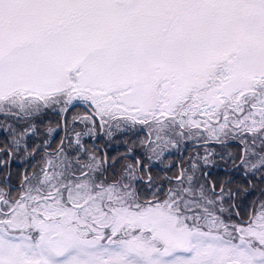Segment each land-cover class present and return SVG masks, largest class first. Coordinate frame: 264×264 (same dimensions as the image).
<instances>
[{"label": "snow or ice", "instance_id": "snow-or-ice-1", "mask_svg": "<svg viewBox=\"0 0 264 264\" xmlns=\"http://www.w3.org/2000/svg\"><path fill=\"white\" fill-rule=\"evenodd\" d=\"M80 104L93 114L72 120L102 129L155 122L157 157L184 129L247 136L250 179L213 181L205 156L149 199L140 160L110 178L88 127L75 138L87 159L60 148L19 191L0 181V264H264V0H0V115Z\"/></svg>", "mask_w": 264, "mask_h": 264}, {"label": "trees", "instance_id": "trees-1", "mask_svg": "<svg viewBox=\"0 0 264 264\" xmlns=\"http://www.w3.org/2000/svg\"><path fill=\"white\" fill-rule=\"evenodd\" d=\"M87 115L89 114H87V112H85L84 109L78 105L75 109H72L67 113L65 127L62 124L63 114L59 112L58 108H44L42 112L36 116H24L21 114L19 116L5 117L0 115V161L8 160L9 162L10 159H8L9 156L5 150H12L10 165L7 164L3 169H0V180L4 181L6 174H10V178L7 181L17 184L18 188L16 191H19L21 184L23 183L24 175H31L33 170H39V168L43 165L44 159L48 158V154H51L60 148H58L57 145L63 136L61 148H63L66 153L70 156L79 155L81 159H87L83 153H76V144L73 134L75 132L84 133L87 131L88 127H91L93 132L91 136L85 135L81 137L82 144L91 149L98 157L103 156V153H105L109 160L112 161L113 158H115L117 166L115 169H111L109 171V177H112L115 170H121L119 164L123 161V158L126 155L129 156L128 162L134 163V161L131 160V156L138 157L142 164L151 162V160L148 159L149 136L148 133L143 130L146 129L149 131L150 136L152 137L153 135L150 129L154 126H158L155 122H152L149 125H141L139 123L133 124L130 120L119 117L121 121L123 120L122 124H124V126H122V128L120 127L119 130H116V123L119 122H117V119L110 120L108 124L104 126L101 138L97 140L98 144H102L103 149H100V146H98L96 142L95 144H97V146L95 148L93 144L94 142L92 141V138L99 134V124L97 123L96 125H92L90 121L86 124L84 121L79 119L76 121L72 120L73 116L86 117ZM9 125L11 128L7 127ZM29 125H35V131H33ZM49 127L54 129L50 135L47 133V129ZM26 128L29 129V131L25 134L23 139H21L19 134ZM110 130L113 133L112 136L107 135ZM183 131L186 133L195 132L191 129H184ZM200 131L202 134L206 133L203 129H200ZM14 137L15 139L21 141L19 150H16L17 145L14 143ZM244 137L248 139L247 136ZM237 139L241 140V137ZM45 141H47V143H45ZM194 143L195 142L193 141L187 140L186 143L181 144L177 152H171L169 155H164V157L161 158V163L157 164L164 168L165 174L168 173L171 178H175L178 176V160L182 151L183 158L181 160V170L187 169L185 167L190 165L193 160L197 159V154H195L194 151H187L188 148L195 146ZM69 145L71 146L69 147ZM203 146L211 147V150H213V154H208L211 164L209 163L210 165L203 167V171L209 172L210 178L213 181L219 183L221 181L231 179L236 182H242L246 179H250V177H245L244 174L240 173V171H243V168L239 166V158L241 156L242 149L237 143H206L203 144ZM47 147L50 148L49 151L48 149H45ZM129 148L133 149L131 154L128 153ZM193 149L194 148H192V150ZM233 161H235V163H233ZM200 164L203 165L201 161ZM25 169L27 170L26 173L24 172ZM159 173L160 172H158V170H155V173L152 174V177L155 180V185L151 188L147 187L146 181L148 179L149 171L146 173V178L144 177L143 181L140 182L141 190L145 193L147 198L151 197V190L161 184L159 182V178L162 177V174ZM162 179L167 180L168 178L166 179L162 177ZM172 180L170 181V179H168V184H170ZM161 189L163 188L161 187ZM163 190L165 191V189ZM160 196L162 198V193ZM258 196L259 194L257 192L256 195L247 197L244 201H242L245 211L247 210L249 203L256 200Z\"/></svg>", "mask_w": 264, "mask_h": 264}, {"label": "rangeland", "instance_id": "rangeland-1", "mask_svg": "<svg viewBox=\"0 0 264 264\" xmlns=\"http://www.w3.org/2000/svg\"><path fill=\"white\" fill-rule=\"evenodd\" d=\"M119 120V121H118ZM123 121V120H122ZM122 121L118 118L117 119V122H119V123H116V125L117 124H119L120 125V127L122 128V126H124V124H122ZM165 123H167L166 121H165ZM77 127V126H76ZM158 127L159 126H154L153 128H151L150 129V131L152 132V137H150L149 138V141H151L152 142V146H155L156 144H159L160 143V141H157L156 140V135H157V129H158ZM201 129H203L204 130V128L203 127H201ZM187 130V129H186ZM192 131H195V132H185L186 133V135H185V137H179L178 135H175V136H172V137H168V136H165V140H168V139H173L174 140V142L176 143V146L175 147H173L172 146V144H168L167 145V147H165L164 148V151H163V153H162V156L160 155L159 157H157V155L155 154V153H153V152H151L150 151V145H149V141H148V153H149V156H151L152 158H151V162H153V163H161V161H162V157H164V155H169L171 152H177V150H178V148L181 146V144H183V143H186L187 142V140H189V141H193V142H195V143H198V142H201V143H198V144H196L194 147H190V148H188V150L187 151H194V153L195 154H197V158H203V157H205V156H207V157H209V153L210 154H213V150H211V147H208V146H203V144H206V143H204V142H206V141H209V140H212V139H215V141H220V140H234V139H237V138H239V137H241V140H239V142L244 146V148L246 147V145L244 144V143H242V140H246L247 138H245L243 135L241 136V134H239V133H234L232 130H226L227 132H228V134L227 135H225V134H223V133H220L219 134V139H216V138H213V137H211L207 132L206 133H201V131H200V129L199 130H197V129H191ZM100 131H101V129H100ZM99 131V136H100V134H101V132ZM76 133L77 132H75L73 135H74V141H75V138H76ZM191 133H195V135L194 136H192L191 135ZM161 135H163V133H161ZM64 137V136H63ZM63 137L61 138V140L59 141V144L57 145V147L59 148H61L62 146H61V141H63ZM94 138H97V137H94ZM249 139V138H248ZM96 140V139H95ZM238 140V139H237ZM214 143V142H213ZM234 143H236V142H234ZM238 145H239V143H237ZM96 145L97 144H95L94 143V147L96 148ZM197 146H202V147H197ZM240 147H241V145H239ZM59 148V149H60ZM192 148H194L193 150H192ZM46 150H47V148H45ZM50 149H48V151H49ZM157 151H159V149H157ZM169 151V152H168ZM182 151V150H181ZM204 152V153H203ZM123 154H125V153H123ZM105 155V153H103V156ZM241 155H242V152H241ZM107 156V155H106ZM192 156V155H191ZM190 157V156H189ZM138 158V157H137ZM107 159H108V156H107ZM139 159V158H138ZM209 159V158H208ZM109 160V159H108ZM140 160V159H139ZM110 161V160H109ZM200 161L203 163V160L202 159H200ZM209 161H210V159H209ZM240 162V161H239ZM140 163H141V161H140ZM211 164V163H210ZM210 164H208V165H210ZM143 164L141 163V166H142ZM203 166V165H202ZM179 167V166H178ZM185 168H187V169H184V170H189L190 171V168H189V165L187 166V167H185ZM180 173L178 172V175H179ZM244 174V173H243ZM146 175L147 174H143V176L146 178ZM147 181V180H146ZM167 181V180H166ZM174 180H172V182H170V186H173L174 185V183H175V181L173 182ZM160 188L162 187L163 188V185H161V184H159L158 185ZM153 190H155V187H154V189H152L151 191H153ZM150 196H151V194H150ZM151 198V197H150Z\"/></svg>", "mask_w": 264, "mask_h": 264}, {"label": "flooded vegetation", "instance_id": "flooded-vegetation-1", "mask_svg": "<svg viewBox=\"0 0 264 264\" xmlns=\"http://www.w3.org/2000/svg\"><path fill=\"white\" fill-rule=\"evenodd\" d=\"M79 106H81L83 109H84V111L85 112H87V114H89V115H87V116H90V115H92L93 114V111H94V108H93V106H91V105H87V107L86 106H84V105H79ZM66 117H67V113L65 114H63V116H62V124L64 125V127H65V119H66ZM96 120H97V123L99 124V118L98 117H94ZM99 128L101 129V127L99 126ZM103 131H104V128H103ZM103 131L101 132V135L103 134ZM143 131H145V132H147L148 133V136H149V138L151 137L150 136V133H149V131H147L146 129H144ZM101 135L99 136V134L98 135H96L95 137H97V138H92V141L95 143H97V140H99L100 138H101ZM96 139V140H95ZM93 143V144H94ZM221 143V142H220ZM220 143H216V144H220ZM98 144V143H97ZM97 146V145H96ZM98 146H100L99 148L100 149H103L102 148V144H98ZM47 149H50L49 147H47ZM6 152H7V150H5ZM11 157H12V154H11V156L8 158V159H10L9 160V162H8V165H10V163H11ZM111 161V160H110ZM109 161V162H110ZM142 169H143V173L142 174H146V173H148V171H149V173L152 175V174H154L155 173V170H158V172H160L159 174H162V177H164V178H171V176H169V174L168 173H166L165 174V172H164V168L163 167H161L160 165H158L157 163L155 164V163H153V162H147V163H145V164H143L142 166H140ZM237 170H239V169H237ZM24 172L26 173L27 172V170L25 169L24 170ZM119 172H120V170H115L114 171V173L112 174V176L113 175H118L119 174ZM10 173V172H9ZM209 173V172H208ZM240 173L242 174V172L240 171ZM162 177L161 178H159V182L161 183V185H163V189H165V191L167 190V188L168 187H170V184H168V179H167V181L166 180H163L162 179ZM111 178V177H110ZM8 179H6V177H5V179H4V181H6V183H9V185H10V187L11 188H13L14 190H17V188H18V186H17V184H14V183H10L9 181H7ZM1 181V180H0ZM150 199V198H149Z\"/></svg>", "mask_w": 264, "mask_h": 264}, {"label": "water", "instance_id": "water-1", "mask_svg": "<svg viewBox=\"0 0 264 264\" xmlns=\"http://www.w3.org/2000/svg\"><path fill=\"white\" fill-rule=\"evenodd\" d=\"M81 105H84V104H81ZM84 106H86L87 107V105H84ZM88 108V107H87ZM66 114V113H65ZM103 131V129L101 128V131L100 132H102ZM101 135V134H100ZM236 142V143H239V145H241V149L243 150L244 149V146L238 141V140H230L229 142ZM209 142H214V143H219V141H214V140H209ZM208 142V143H209ZM221 142H226V141H221ZM198 143H201V142H198ZM198 143H195V145L196 144H198ZM183 158V151L181 152V154H180V158H179V160H178V166H179V173L181 172V159ZM140 166H141V164H140ZM242 172V171H241ZM242 174H243V172H242Z\"/></svg>", "mask_w": 264, "mask_h": 264}]
</instances>
